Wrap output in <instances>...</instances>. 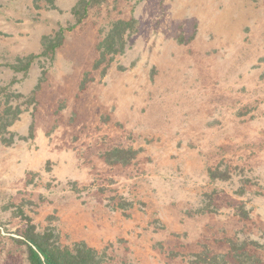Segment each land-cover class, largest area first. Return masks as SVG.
<instances>
[{"label":"rangeland","instance_id":"rangeland-1","mask_svg":"<svg viewBox=\"0 0 264 264\" xmlns=\"http://www.w3.org/2000/svg\"><path fill=\"white\" fill-rule=\"evenodd\" d=\"M120 19L136 30L95 69ZM78 64L89 67L86 85L101 86L96 119L87 101L67 114L59 101L55 126L23 149L22 127L45 112L36 91L71 90ZM2 137L16 143L0 146V264H31L29 224L62 246L86 242L105 264H190L192 252L161 236L162 212L201 191L192 211L217 207L239 221L227 250L199 252L264 264V0H0ZM116 148L136 158L111 164ZM165 216L176 222L172 209Z\"/></svg>","mask_w":264,"mask_h":264},{"label":"crops","instance_id":"crops-1","mask_svg":"<svg viewBox=\"0 0 264 264\" xmlns=\"http://www.w3.org/2000/svg\"><path fill=\"white\" fill-rule=\"evenodd\" d=\"M78 65H75L78 66L74 68L75 73L72 71V76H74L75 74V79L73 78L74 80H72V84L70 88L71 90H67V88L65 87L64 89L60 88V91L57 89L55 93L51 94V96L46 99L45 96L42 97V92L36 91L35 98L37 96V100H39L40 106H43V111L45 112H41L39 110V113L35 114L32 120L31 127L29 123H26L22 127L21 137L19 138L23 139V145H22L23 149L24 147L27 148L29 144H31V141L36 139V137L40 134L41 131L50 130L55 126V124L58 121L57 116L60 105L59 101L65 100L67 102L66 108L63 110L62 114L70 113L71 110L77 108L75 107V105H77L80 108V106L87 101V103L82 105V107H84L83 108L84 110L87 108L89 109V111L86 112V114H88L86 117L89 118L88 119L89 121L96 119V112L99 109V102H97L96 97H94L93 94L96 89L101 91V86L96 85V83L94 82L91 83L89 82V84H87L86 87L84 88L83 90L84 92H81L80 88L84 77L83 74L86 69H89V67H85L86 69L84 70L82 68H79L81 67L82 64H78ZM62 79H64L65 81L68 80L67 77H63ZM27 84H28V86H26L27 88L23 91L24 94H28L32 92V90L34 89L37 83L36 84L33 83L31 79V81H28ZM47 99L48 102H46ZM120 115H121L120 113L113 114L111 121L114 122L115 120H119ZM80 119L82 120L83 117L81 116ZM39 137L41 136L39 135ZM1 140L2 139H0V146L4 145L5 147L8 148L10 145L16 143V140L14 139L11 144H8L7 142H3ZM24 152L25 150L23 151L22 154L26 155V153ZM91 152L92 151H89L88 153ZM9 154H10L9 157H12L13 155H19V153H9ZM95 158L98 159V161L101 164H105V161L103 159H100L99 157H95ZM193 197H195V195ZM197 198L198 200H191L189 202L186 200L175 204L170 203L168 206L167 205L164 206L167 207V209L164 208L165 211L162 212V214H164L163 215L164 222H163V228L161 230V236L163 235V238L165 239V243L172 250H174L175 248L184 250L181 251L182 253H187V252L198 253L201 249L202 244H209V243H210L209 246L217 245L218 247L222 248V250H227V245L224 239L226 238L227 235L232 236L235 225L234 222L235 221L238 222L239 217L235 214L229 213V211L228 213H224V214L218 213L216 210L217 207L215 208V210H207L206 208L199 210V212H197V210L196 212L192 211L195 210L196 208L194 204L202 203V198H203L202 191L201 194L197 195ZM210 198L212 199V196H210ZM213 200H214L213 203L218 206L217 198L213 197ZM219 206L220 209L224 208L222 203ZM171 209L174 214V219L176 220V222L174 223H171L169 221V218L165 216L166 212H168ZM227 222H230L229 229H225L227 225L224 224L225 223L227 224ZM185 235H189V238L186 239Z\"/></svg>","mask_w":264,"mask_h":264},{"label":"trees","instance_id":"trees-1","mask_svg":"<svg viewBox=\"0 0 264 264\" xmlns=\"http://www.w3.org/2000/svg\"><path fill=\"white\" fill-rule=\"evenodd\" d=\"M135 20H118L113 24L108 36L99 44V58L95 62L94 68L104 63L108 56L107 66L113 60V56L121 54L124 51L125 44L129 35L135 32ZM62 41V39H61ZM56 43L47 48L48 51L57 49L62 42ZM47 51L45 50L44 53ZM86 86L85 81L81 84V89ZM17 111L15 112V114ZM8 119L7 126H10L15 120L16 115ZM8 115V114H7ZM3 142L11 144L12 139L2 137ZM137 151L132 149L116 148L106 155V160L111 164H129L136 158ZM212 175L214 173L212 172ZM53 233L50 231L38 232L34 224H29L25 239L28 244L29 261L31 264H105L103 254L84 241H79L70 246H62L59 238L53 239ZM229 254H211L209 250L192 253L190 264H231L227 260ZM127 264V263H122Z\"/></svg>","mask_w":264,"mask_h":264}]
</instances>
